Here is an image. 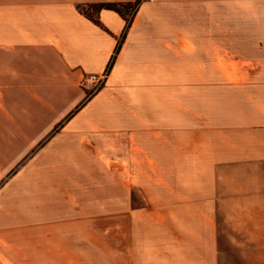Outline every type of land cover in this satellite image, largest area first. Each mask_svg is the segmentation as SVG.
Returning <instances> with one entry per match:
<instances>
[{
    "label": "crops",
    "instance_id": "obj_1",
    "mask_svg": "<svg viewBox=\"0 0 264 264\" xmlns=\"http://www.w3.org/2000/svg\"><path fill=\"white\" fill-rule=\"evenodd\" d=\"M134 1L0 0V264H264V0Z\"/></svg>",
    "mask_w": 264,
    "mask_h": 264
},
{
    "label": "trees",
    "instance_id": "obj_2",
    "mask_svg": "<svg viewBox=\"0 0 264 264\" xmlns=\"http://www.w3.org/2000/svg\"><path fill=\"white\" fill-rule=\"evenodd\" d=\"M142 0H135L134 2H106V3H94L88 4L87 7H90L91 11H88L84 8V6H80V10H82L91 20L98 23L96 12L102 8L113 9L117 11L122 17L126 20V28L129 26L130 21L132 20L135 11L137 10L140 2ZM118 49L114 52L111 61L114 60Z\"/></svg>",
    "mask_w": 264,
    "mask_h": 264
},
{
    "label": "built area",
    "instance_id": "obj_3",
    "mask_svg": "<svg viewBox=\"0 0 264 264\" xmlns=\"http://www.w3.org/2000/svg\"><path fill=\"white\" fill-rule=\"evenodd\" d=\"M113 56V55H112ZM112 59V57H111ZM108 62L106 68L100 73H87L81 78V86L88 96L92 95L99 88H101L107 80V76L113 61Z\"/></svg>",
    "mask_w": 264,
    "mask_h": 264
},
{
    "label": "rangeland",
    "instance_id": "obj_4",
    "mask_svg": "<svg viewBox=\"0 0 264 264\" xmlns=\"http://www.w3.org/2000/svg\"><path fill=\"white\" fill-rule=\"evenodd\" d=\"M84 8H85L86 10H88V11H91V12H92V10H91V8H90V7L84 6ZM237 37H238V35H237ZM118 48H119V47H118ZM118 48H117V49H118ZM112 63H113V62H112ZM86 95H87V94H86ZM87 96H88V95H87ZM216 107L218 108V104H217V105H216L214 108H216ZM217 108H216V109H217Z\"/></svg>",
    "mask_w": 264,
    "mask_h": 264
}]
</instances>
